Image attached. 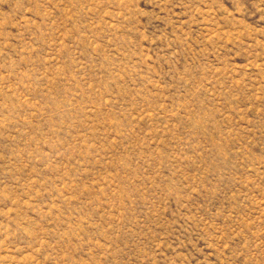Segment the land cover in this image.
<instances>
[{"label":"rangeland","instance_id":"obj_1","mask_svg":"<svg viewBox=\"0 0 264 264\" xmlns=\"http://www.w3.org/2000/svg\"><path fill=\"white\" fill-rule=\"evenodd\" d=\"M0 264H264V0H0Z\"/></svg>","mask_w":264,"mask_h":264}]
</instances>
